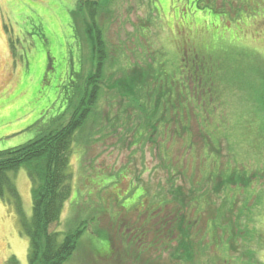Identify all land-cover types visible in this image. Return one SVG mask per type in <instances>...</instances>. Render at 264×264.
I'll return each instance as SVG.
<instances>
[{
  "label": "rangeland",
  "instance_id": "374dc122",
  "mask_svg": "<svg viewBox=\"0 0 264 264\" xmlns=\"http://www.w3.org/2000/svg\"><path fill=\"white\" fill-rule=\"evenodd\" d=\"M98 1L91 35L101 32L107 53L101 92L70 153L71 196L49 228L59 242L86 230L64 264H85L107 244L135 264L128 237L165 210L166 232L175 215L187 221L193 254L176 251L174 224L164 247L143 244L142 261L264 264V0ZM79 8L80 0H0V153L65 124L84 100L98 60L89 11ZM137 69L148 89H111ZM9 176L22 215L9 193L0 198V264H29L19 216L31 221L32 184L26 167Z\"/></svg>",
  "mask_w": 264,
  "mask_h": 264
},
{
  "label": "trees",
  "instance_id": "16d2710c",
  "mask_svg": "<svg viewBox=\"0 0 264 264\" xmlns=\"http://www.w3.org/2000/svg\"><path fill=\"white\" fill-rule=\"evenodd\" d=\"M84 9H87L90 14L89 22L86 21V26L88 33L91 35V27L93 25L97 26L98 24V11L101 9V4L98 0H80L79 12L81 13ZM196 22L202 25L206 23L201 17L196 18ZM91 42L93 45L94 60L98 61L87 80V91L83 98L84 100H82L79 107L74 108L70 120L55 129L48 127L47 132H40L35 140L29 141L25 146L0 153V198L4 199L9 193L20 215H22L20 196L9 175L10 173L17 172L22 167H26L31 180L33 201L31 221L28 222L19 216L22 231L29 238V264H64L73 256L81 236L86 231L83 229L76 230L73 233L65 235L63 240L59 242L56 234L49 233V228L60 220L65 203L71 196V174L69 173L70 153L76 134L88 120L91 110L96 105L101 92L100 84L104 78L103 70L107 53L105 51V42L99 30H97L95 36L91 35ZM137 70L138 72L133 73L129 79L122 81L118 87L117 85H113L111 89H118L119 92L125 95H129L131 92L134 95L138 90L148 89L147 80L150 79L147 75L148 73L143 69L141 71L139 69ZM152 79L154 80L155 77H152ZM140 83H143V85H139ZM161 99L154 102L153 116H151L152 118L150 117L151 120L156 116L161 107ZM177 191V196H174V200L180 202L184 200L183 195H181L180 190ZM180 207L183 208L184 206ZM180 207L175 210L176 213L180 212ZM164 213L166 215L165 218L162 217L161 222L157 217L154 219L158 221L157 224H154V227L151 224H146L142 229L139 223L141 227L134 228L138 229L136 234L131 237L126 235L130 248L132 250L136 248L135 251H138L141 255V252L146 253L144 250H141L143 249V244L150 245V248L153 246L154 249H157L159 244L161 247H164L166 242L171 241L163 238H167L172 233L171 228L175 224V230L178 233L177 235H179V238L175 239L178 244L176 251H181L184 254L187 252L188 255L193 254L192 249L194 247L190 242L192 239L185 227L187 221L183 217L175 215L172 219L174 221L171 227L170 225L168 226L169 232H166L165 225L169 220L170 212L166 213L165 210ZM177 220L178 223L176 224L175 221ZM165 221L166 223H164ZM126 225H130V223H126ZM141 235H143V240H140L142 239ZM125 248H128L127 244ZM106 251L104 254L101 251H93L86 255L83 261L85 264H102V262L104 264L127 263H124L122 258L118 260L115 258V253L109 249V244H107ZM139 254L134 259L135 264H150L147 258H144L146 260L142 261ZM174 255V257H177L176 254ZM157 262L152 259V263L160 264ZM6 264H18V261L13 257Z\"/></svg>",
  "mask_w": 264,
  "mask_h": 264
},
{
  "label": "flooded vegetation",
  "instance_id": "af4514ba",
  "mask_svg": "<svg viewBox=\"0 0 264 264\" xmlns=\"http://www.w3.org/2000/svg\"><path fill=\"white\" fill-rule=\"evenodd\" d=\"M196 70V69H195ZM194 70V71H195ZM188 75L190 76V77H192V76H198V74L197 73H192V68H189V70H188Z\"/></svg>",
  "mask_w": 264,
  "mask_h": 264
}]
</instances>
